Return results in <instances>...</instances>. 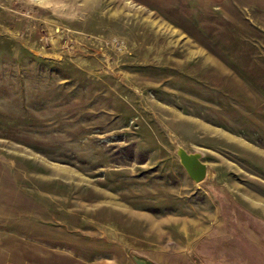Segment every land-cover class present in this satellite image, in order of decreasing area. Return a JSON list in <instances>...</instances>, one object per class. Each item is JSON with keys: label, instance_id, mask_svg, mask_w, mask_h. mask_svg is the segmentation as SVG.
<instances>
[{"label": "rangeland", "instance_id": "374dc122", "mask_svg": "<svg viewBox=\"0 0 264 264\" xmlns=\"http://www.w3.org/2000/svg\"><path fill=\"white\" fill-rule=\"evenodd\" d=\"M0 264H264V0H0Z\"/></svg>", "mask_w": 264, "mask_h": 264}, {"label": "water", "instance_id": "95a60500", "mask_svg": "<svg viewBox=\"0 0 264 264\" xmlns=\"http://www.w3.org/2000/svg\"><path fill=\"white\" fill-rule=\"evenodd\" d=\"M180 160L189 177L195 182L203 181L207 176V166L196 154H189L186 151H180Z\"/></svg>", "mask_w": 264, "mask_h": 264}]
</instances>
